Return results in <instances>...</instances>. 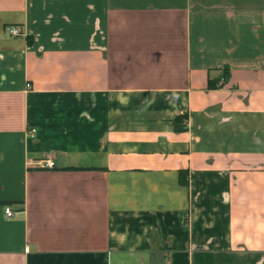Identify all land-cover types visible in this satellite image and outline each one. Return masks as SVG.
I'll return each instance as SVG.
<instances>
[{
  "label": "crops",
  "instance_id": "obj_1",
  "mask_svg": "<svg viewBox=\"0 0 264 264\" xmlns=\"http://www.w3.org/2000/svg\"><path fill=\"white\" fill-rule=\"evenodd\" d=\"M0 264H264V0H0Z\"/></svg>",
  "mask_w": 264,
  "mask_h": 264
},
{
  "label": "built area",
  "instance_id": "obj_2",
  "mask_svg": "<svg viewBox=\"0 0 264 264\" xmlns=\"http://www.w3.org/2000/svg\"><path fill=\"white\" fill-rule=\"evenodd\" d=\"M8 31V34L12 37H15V36H20L22 34V31L20 30V28L16 27V26H11L7 29ZM32 136L35 135L36 133V129H32L31 132ZM45 167H49V168H55L56 167V162L55 161H52V160H47L45 162ZM6 213L7 215L11 216L13 214V211L10 207H7L6 208Z\"/></svg>",
  "mask_w": 264,
  "mask_h": 264
},
{
  "label": "trees",
  "instance_id": "obj_3",
  "mask_svg": "<svg viewBox=\"0 0 264 264\" xmlns=\"http://www.w3.org/2000/svg\"><path fill=\"white\" fill-rule=\"evenodd\" d=\"M181 119H183V117H179L176 120H181ZM182 183H187L186 180L183 177H182Z\"/></svg>",
  "mask_w": 264,
  "mask_h": 264
}]
</instances>
